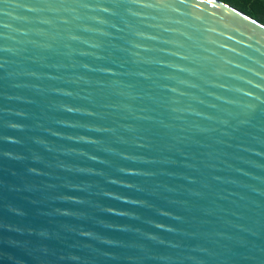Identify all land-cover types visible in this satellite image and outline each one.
Here are the masks:
<instances>
[{
    "label": "water",
    "instance_id": "95a60500",
    "mask_svg": "<svg viewBox=\"0 0 264 264\" xmlns=\"http://www.w3.org/2000/svg\"><path fill=\"white\" fill-rule=\"evenodd\" d=\"M0 264H264V23L0 0Z\"/></svg>",
    "mask_w": 264,
    "mask_h": 264
},
{
    "label": "trees",
    "instance_id": "16d2710c",
    "mask_svg": "<svg viewBox=\"0 0 264 264\" xmlns=\"http://www.w3.org/2000/svg\"><path fill=\"white\" fill-rule=\"evenodd\" d=\"M264 23V0H221Z\"/></svg>",
    "mask_w": 264,
    "mask_h": 264
}]
</instances>
